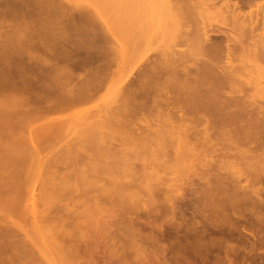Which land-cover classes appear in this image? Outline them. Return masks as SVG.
Returning a JSON list of instances; mask_svg holds the SVG:
<instances>
[{
    "label": "rangeland",
    "instance_id": "obj_1",
    "mask_svg": "<svg viewBox=\"0 0 264 264\" xmlns=\"http://www.w3.org/2000/svg\"><path fill=\"white\" fill-rule=\"evenodd\" d=\"M64 1L66 3L65 8H63L62 10L59 9V11L55 10L56 12L53 11L54 12L52 14L53 22L48 28V34H47L46 39H49L50 43H57V44L58 42L63 43L64 41L63 45H66L65 40H68V42L71 41V43H68V44L71 45V44H74L75 42L76 44L74 45H77V43H79L82 40V38L84 39L86 38L88 42L85 39V42H87L85 46H84V42H82L83 44H80L81 43L80 42L78 45L79 46L82 45L83 47H88V46L90 47L89 44L90 43L93 44V49L95 50V53L97 55H98V52L102 48L103 51L105 50L106 54H104L103 51L102 53L100 51V55L102 54L101 56L107 55L108 54L107 52L110 50L109 53L113 55L111 56L110 59L113 60L115 58V64L112 62L113 71L110 76L111 80L108 83L107 87L103 88L96 95V97H94V99L89 101L88 103H85V104L82 103L79 105L77 104V106L74 105V107L72 106L70 108V106L67 107L65 104L62 105L63 103L60 106H57V105L61 103L60 99H62L63 95H66L67 91L65 92L64 89L65 90L68 89V92L70 91V93L71 91L73 92L76 91L77 88L76 89L74 88V90L72 88H71L72 90H70L69 87L67 88V86L76 87L74 84L75 82H77L75 80L76 75L73 78L74 80L67 79L68 82L64 81L66 84L63 82V79H62L63 77H66V76H63V77H61L62 75L59 76L61 77V79L58 78L59 80H57V82L61 81L60 83H62V84H59L61 85L59 86L60 89L57 87L58 86L57 85L56 88H54V91L52 90V92L47 91L46 89L36 88L34 86L29 87L30 84H29L28 78H31L33 76L30 77L31 75L30 73L29 75L27 74L28 78L24 76V73H23V71H25L24 67L27 66L25 65V63L28 64L29 61H26V60H29L30 58V57H27L28 59H26L25 57L28 54L36 56V57L37 56L41 57L45 55V52L43 50L39 51V49L37 48L36 50H33L28 47L23 48L25 47L23 46L20 48L21 49L20 51H17V53L10 55V56H13L14 59L6 56L9 59L7 60L6 58L7 61H5V59L2 58V56H0V59H2L0 60V264H217V263L218 264H229V263L230 264H264V229H263L264 225H262L264 224V221L262 223L261 222L262 220L261 221L256 220V217L258 215H261L259 214L261 213V210L259 213H258L259 211L258 209H256L257 211L255 210V213H258V215L254 214L253 213L254 210H252L253 211L252 213L256 215V217L253 215L255 218L253 216L252 218L248 216V215H252L250 210L252 207L251 205H254V204L252 202L250 203L247 202L250 199H247V201H245L246 199H244L243 202L240 201V199H236V201H234V199L231 198L232 196L230 195L231 194L230 191L232 192V186H230L231 185L230 183H226L227 182L226 180H225L226 184L223 182V179L225 178L221 179V181L224 184L221 181L220 182L223 185H227V186L228 184H230L229 186L231 188L229 189L231 190H228L229 191L228 192L227 191L228 187L224 186L225 188H227L226 189L227 192H224L223 189L225 188L221 184H220L221 186L219 185V187H223V188L222 189L220 188L221 189L220 192H219V188L217 190V185H218L217 183H220L217 180L219 179L217 178V175L220 172H222L223 174L225 172L227 173L229 170V167H230L229 172L231 173L234 169L235 171L237 169L240 170L239 168H241V166H244V165L245 166L241 169H243V171L245 172L247 168L246 169L244 168L247 166L246 164L243 163V161L241 162L239 160V162L241 163L239 162L236 163L233 161L231 162L232 165L234 164H236L235 166H237L238 164L240 165V167L238 166L236 167L237 168L236 169L234 168L235 166L230 165V161L232 159L234 160L235 157L230 156L228 158L227 154H226L227 157L226 156L224 157V155L220 154L219 152L218 154L222 155L224 158L223 159L222 156L220 155L218 156L215 154H213L215 156L210 155L213 152L207 148L208 151H210V154H209L207 149L204 148V153L206 151L209 157L210 156L212 157V158L210 157L211 160L212 159L214 160V158H216V160L214 161L212 160V163H211V160H208L210 158H207L208 155L203 157V155H206V154H201L203 153L202 151L203 149L202 150L199 149L200 145L198 143H196L195 148H193L194 146L192 147V149H195L196 151L197 150L196 147L198 145L197 147L198 150L196 152H190V150L192 151V149L189 150V147L184 145L185 142L184 143L181 142L184 140H181V138L180 139L177 138V136H180V134H177V123H175V120L177 119V113L174 114L176 115L175 116L176 118H174L173 117L174 115H173L171 119L169 118V115H165L161 117L160 114L158 116L154 114L149 115L150 113H147V112L145 115L138 114L132 117V119L135 120L136 122V127H138L141 124L144 126L145 125L147 126L148 124L145 123V121H148V123L152 125V127H147V129H149L148 131H150L151 129V132L146 131L145 133H148L147 135L143 133L144 135H146L145 138L147 139V140L145 139L146 141L145 140L143 141L145 142L143 143L144 145L141 144L142 142L141 140H140L141 142L138 140L140 139L138 137H142L143 135H140V136L136 135V133H132V131L131 133L135 135L133 138L137 137L138 139L137 138L136 139L138 142H136L135 139L134 141L133 139L130 140L132 141L130 142L128 140L129 137L126 136V138H128L127 142L133 143V144H129L126 142L128 144V145L126 144V146H124L123 144V142L125 143V140H126L123 137H125V134L126 135L129 134V131L128 133H125L123 131L125 134L120 133L122 131L120 132L117 131L118 132L117 133L113 131L112 129H110L109 127L107 128L106 126L104 127L102 126V128L100 126V129L95 126L96 128L94 127L93 132L97 130L96 131L97 133L94 132L93 135L91 134L92 133L91 128L93 126L91 127L89 126L91 124V122L89 121L91 120L93 122H96L97 119H100V117L104 116L102 115L105 112L104 110H107V108L109 107L110 109L114 108L117 104H119L120 99H118V97L120 98L122 87H124L130 80H132V78H134L137 75L136 74V72H138L137 69L141 66L142 63L145 64V62L151 61L152 59L159 57V56L164 57L165 54H166L165 56H167L168 53H170L171 57L177 56V49L180 50V49L186 48V45L184 44H177V39H178L176 38L177 33H180L179 31L181 30V29L177 30L179 29V26H180V23L177 21L178 20L177 17H179L177 16V10H176L178 9L177 7H179L177 6V0H170V1L168 0H152V1L149 0L148 1L147 0L146 4L143 1L142 3H144L145 6L148 5L146 9L147 11L150 10V12L148 11L149 14L147 15V13L145 14L141 13L139 14L138 17H136L137 15L135 16V14L138 13L137 12L138 10L137 11L132 10L133 14L131 13L132 16H130L129 21L127 20L128 24L126 22V19L124 18L121 21L119 20L120 12L116 11L117 7L112 8L110 5H108L109 2H105V0H103L105 4L103 3L102 0H64ZM148 2H151L152 4ZM136 4H137V1L134 0V2L132 3L133 7ZM149 4H151L152 6ZM173 5L174 6L176 5L177 7L175 6L176 8L173 9L174 8ZM136 6L139 7V9H142V7L140 8V6L138 5ZM142 10L144 11V9ZM147 11L145 10V12ZM142 15L144 16L146 15L147 17H142ZM140 16L142 17V19H139ZM221 20H223V17L221 15L213 13V14H209L208 16H206V19L204 22L209 27L213 28V27L218 26L221 23ZM130 21H131V24H130ZM138 21L142 24H140ZM202 22L203 21L200 19V17L197 14L194 16H191V19L188 24L189 31L190 30L192 31L193 29H195L197 25L199 24L201 25ZM144 24L148 29V31L147 29H145L146 33L144 32V30L141 31L143 29L142 26H144ZM139 25H141L142 29L139 27ZM145 26L144 28H146ZM127 27L128 29L129 28L130 29L128 30ZM138 27L141 29V30L140 29L138 30L143 32L144 33L143 35H145V36L142 35L143 38L145 37L147 40L145 39L144 41V39L141 38L143 41L139 39L138 42L141 41V43L137 44L135 42L138 39L137 37L139 36L137 35L138 32L135 33V31H137ZM82 32L85 34L87 33L86 37H85V34H83ZM148 32L150 34H148ZM80 33H82V35H80ZM68 34H70L72 37H68L70 36ZM131 38L133 39L131 40ZM171 41H172V44H171ZM142 42L143 43L146 42V43L142 44ZM94 45L101 47L100 50L98 47H97L98 49L94 48ZM68 47L70 46L68 45ZM61 50L64 52L67 51V50H64V47L61 48ZM24 51L27 54L24 53ZM22 52L24 53L23 58L26 59L24 60L25 62L22 61V57L19 58L20 55H23ZM46 55H49V54H46ZM10 59L13 62V64L11 61H9ZM8 62H10V64L13 65V68L17 66L16 69L15 68L13 69L11 67L13 69L11 70L13 71V73L9 70L12 76L14 74V77L12 76L10 77V73L8 74L9 72L8 69H10L9 66H11ZM15 62L20 63L18 64L19 66ZM248 62H251L249 63L250 65L249 64L246 65L245 67L246 69L244 68L243 71L245 74L246 72L245 70H247L246 76L248 80L250 79L249 83L252 84V81L253 80L256 81V79L258 78L260 79V80L259 79L257 80L258 83L259 81L260 82L262 81V85L260 87H259V84L261 83L259 84L257 82L253 83L255 86L253 84L251 85L248 83L249 84L248 86H250L248 87L249 90L253 89L251 87L255 88L254 91L252 90L254 93L256 89L258 90V88L262 87L261 90L264 89L263 88L264 78H263V75L261 74H259L261 76L258 77L257 76L258 74L256 75V73L260 72L258 67L251 65L252 61H248ZM259 63L264 64V61L262 63V60H261V62ZM20 66H22L23 68L21 69ZM250 66L254 67V70H251L252 73L250 72V69H253V68H250ZM18 68L21 70V72ZM16 70L17 72H19V74L20 73L22 74L19 75L16 72ZM82 71L81 70L78 71L79 73L81 72L80 75L83 73ZM253 71L254 72L256 71V72L254 73ZM83 74L81 76H83ZM10 78L12 80L13 79L15 80L12 81ZM26 78L28 79V82L26 81ZM23 79L25 80L24 81L25 83L29 84V86L27 85H26L27 87L21 86ZM71 80H73L74 82L72 81V83L69 84ZM15 81H18V82L20 81L21 83H17ZM12 82H15V83H12ZM18 84L20 86H18ZM11 85H14V87L16 86L17 87L13 88V86ZM23 85L25 86V84ZM68 92H67V95L69 94ZM58 100L60 101V103H58L59 102ZM9 101L10 102L14 101V105L11 104L13 102L9 104ZM55 103L57 105H55ZM86 115H88V118H86ZM163 117L165 118L162 121L161 119ZM84 118L88 119L89 125L87 122H85L87 120H85ZM81 119H84L85 120L84 123L86 124L83 123L81 124L82 126L79 125L78 123ZM102 119L104 118H101L100 121ZM80 122H83V120H81ZM93 122L92 124L94 125ZM84 125H88L90 127V130L88 126H84ZM83 127L85 128V130ZM63 129H66V130H63ZM88 130L91 132L89 133ZM85 131L86 133H84ZM99 131L101 135H103L102 137H100L101 135L99 136ZM123 134L124 136L122 137V139H124V141L122 142L121 136ZM86 136L87 138L91 136H94V137L89 138L88 140L89 142L84 141L86 142L85 143L86 147L84 144H83L84 147L82 145L78 146L79 143L81 144L84 138L85 140L87 139ZM98 137L101 138V140L105 139L104 141L105 143L100 140L104 144L107 143L108 145V143L111 142V145H112L111 147L112 148L114 147V149L111 150L112 152H110V155H113V151L114 153L119 152L118 156L121 158L120 155L122 153L120 151L117 152L116 150L118 149L116 148H121L120 150L123 152V154L125 153L124 151L127 150L126 153L130 154L129 157H126V158H129L127 161L129 163H127L126 159L124 160L123 158H121L120 162H117L119 161V160H116L117 158H119L117 157V154H115L116 157L114 155L112 156L113 158H111V156L109 157L108 153L110 150L107 149V145L103 146L104 150L108 151V153L106 154V152L101 148V145H104V144L100 142L98 146V144L96 143V142H99L95 140ZM90 139L91 140L94 139L96 142H93ZM90 142L91 144H93L92 145L93 149H91L92 147L90 148L91 146ZM193 142H194V139H193ZM95 143L97 144V148H96ZM80 147L83 148L82 150H85L86 152L82 151ZM185 147H188V148H185ZM99 148L102 149V152H105L104 155L106 154L107 155V156L105 155L106 157L102 153L97 154L99 152ZM108 148H110V144ZM122 148L124 149V151ZM72 149H74L76 153ZM97 149H98V152L96 153ZM78 150L80 151V153ZM236 150L237 148L235 149V151ZM187 151L190 153H188ZM213 151H215L214 148H213ZM183 152H186V153H183ZM187 153H188V156L185 155ZM195 153H196V156L194 157ZM81 155H84V156L82 157ZM93 156L95 157L93 158ZM130 156L131 157L133 156L134 158L130 159ZM181 156L183 157L182 159H181ZM97 157H102V158L99 159ZM104 157L105 158L109 157V158H107L106 160ZM188 157L193 158L194 162H192L193 161L192 159H190L191 160L190 161ZM204 158H206L211 163L210 165L213 166L212 169L210 167L211 171L209 170V167H207L208 166L206 162L207 160ZM108 159L110 161H108ZM112 159L116 161L114 162ZM122 159L126 162L127 166L131 165L134 167L135 165V167L137 168L136 170H134L135 167L133 168L130 166L132 169L130 167L128 168L135 171L137 175L142 173L143 176L146 175L145 177L147 178L146 179L143 177L145 179L144 181L145 183L142 182L143 184L138 185L137 183L135 184L134 182L135 185L133 186H135V188H138V189L133 188L134 193L132 194V196H134L135 194L133 199L131 198L132 196H130L131 193H127L129 192L128 191L129 189L131 192H133L132 191L133 186L131 187L130 185L128 186L127 184L128 181H127L125 182L126 185L123 184L125 186L122 185L123 188L121 187L122 181L124 183L126 179H124L123 177L119 175L122 174L125 170H123V172L122 170H120L122 173L114 170L116 167L115 164L120 165L119 163H122ZM226 159H231V160L226 161ZM92 160H94L95 162ZM129 160L130 161L132 160L133 162L131 161L130 163ZM188 160L190 161L189 163L186 162ZM217 160L221 161L222 163H218L219 161ZM83 161H88V163L86 162L87 165ZM97 161L99 162L102 161L101 164H107L105 163L106 161L108 163L110 162L111 164H113V167L115 166L114 169L113 167L111 169L110 167L111 165L109 166L108 164L111 171L109 168H106L108 166L102 165V167L103 166L105 167L104 169L106 170V173L109 170V174H110V172L114 170L113 173H111L110 175H108L107 173V176H105L106 173L103 172L105 170H103L102 168L103 171L101 172H103V174L105 173L104 177L101 175V173H100V177H97L99 175L96 173L98 171L97 169L101 167L99 166L98 168L95 169V167L98 166ZM204 162L205 164H202ZM90 163L91 164L96 163L97 166L93 165L94 168L92 166L91 169H88V166H90ZM187 163L188 164L192 163V165L190 164L191 166H189ZM122 164L119 166L120 167L119 169H121L122 167H125V163H124V166ZM224 164H225V167L221 168V165L223 166ZM227 164L228 166H226ZM215 165L217 166V168L215 167ZM231 166L233 167V169ZM75 167L76 168L79 167V170L78 168L76 169ZM206 167L208 168L209 173H212L211 175L208 174ZM128 168L127 170L130 171V169ZM225 168L228 170H224ZM47 169H49L50 171ZM92 169H95V170L92 171ZM138 170L140 171V173L136 172ZM216 171L217 172L219 171V173L217 174ZM46 172L48 174L49 172H51V175L49 174L50 177L48 176ZM114 172L115 174L120 173L118 174L120 179L117 178L116 179L117 182L114 181L116 183H113L111 186L114 188L115 185L118 186V183L121 182L120 185L117 187V191L120 190V187H121V189L123 190H120L119 192L124 191V193H127L126 198L122 197L123 195H126V194H124L123 192L121 193L114 192L115 188L113 189L112 187H111L113 189L112 192H114V194H111L113 197L109 196L110 195L109 192L111 189V188L109 189L110 187L109 183H112L113 181H112V177L108 178V176L109 177L113 176ZM214 172L215 174H213ZM73 173L75 176L73 175ZM86 174L88 175V177ZM92 174L95 176H93ZM125 174H128V172ZM68 175H69L68 177L69 179L67 178ZM46 176H48V178H46ZM53 176H55V179ZM126 176L128 177V175ZM72 177L74 178L72 179ZM89 177H91L93 181V182L91 181L92 185L91 183L87 184L88 179H90ZM49 178L50 179L52 178L53 181L55 180L54 181V183H56L55 186L52 185L54 183H52L53 182L52 179L50 180ZM96 178H99V179H96ZM121 178H123V180H121ZM75 179L76 180L78 179L79 182L76 181ZM107 179H110V180H107ZM130 179L131 178L129 177L128 180ZM45 180H47V182L51 181L50 182L51 184L47 183L48 185L50 184L49 185L50 187L46 185ZM66 180L68 181L66 182ZM208 180H210V183H213L214 181L216 183L210 184ZM75 181L77 182V184H75L76 183ZM263 182L264 181L256 182V184L254 183L252 184V185H255L254 187L259 190L256 189L253 194L251 192V196L253 195V197L250 196L249 198H255V197L264 198ZM171 183H176V185L179 184L177 186L181 185L180 187L181 188L183 187L182 190L180 188V191L182 192L181 193L182 196L181 194H179L180 191L177 193V186L175 187L173 186L175 184H171ZM204 183H207V184H204ZM99 184L101 185V187L99 186ZM57 185H58V188H57ZM62 185H64V187ZM103 185L104 187L106 186L108 187L109 189L108 192L105 191V189L103 188ZM78 186L80 187V189L82 188L81 189L82 191L79 189ZM139 186H141L140 190H139ZM214 186L216 187L215 189L213 188ZM128 187L129 189L127 190ZM173 187H174V190L172 189ZM42 188L45 189L46 192ZM102 188L104 189L105 194L106 193L109 194L108 196L107 194L105 195L104 193H102V190H101ZM211 188L213 189L211 190ZM251 188H248L250 190L247 189V191L249 192L252 191L253 187ZM88 189H89V192H88ZM108 189L106 188V190ZM207 189L209 190L207 191ZM135 191L136 192L138 191V192L136 193ZM168 191H169V194H168ZM201 191L203 192V194H201ZM256 191L262 192L261 193L262 195L259 196V194L257 193L258 196H256L257 195ZM48 192L50 194H47ZM164 192H166L167 194H165ZM173 192L174 193L176 192L175 193L176 196L174 197H173L174 195ZM249 192L248 194H250ZM87 193L91 196L90 197L89 195L87 196ZM116 193L120 195V196H117L118 198H115V196L117 195ZM227 193H230L229 196L226 195ZM137 194L138 196H136ZM139 194L141 195V197H139L140 196ZM166 195L167 196L169 195L168 196L169 198L166 197ZM214 195L217 197H214ZM227 196H228L227 200L230 198L229 202L225 200ZM110 197H112L114 200L111 199ZM128 197L130 198V200ZM202 197L205 198V200ZM122 198H124L123 200L125 202L122 200ZM141 198H142V201L140 200ZM172 198L173 199L175 198L174 200L175 202L174 201L172 202L173 200ZM218 198H220L221 200L220 202H218L219 201ZM85 199L86 201H84ZM134 199H136V202H135L136 204L133 203ZM206 199L209 201H207ZM222 199H224L225 201L224 200L222 201ZM138 200L140 201L141 205L139 204ZM177 200H180V201H177ZM83 201L88 202V205L86 203H83ZM91 201H93L92 205L90 204ZM213 201H214V204H213ZM142 202L143 204L144 202H146L149 205L145 203L146 205L145 206L142 204ZM236 202L237 203L239 202L238 205ZM102 203L104 206H102ZM202 203L203 205H206V203L210 205L209 207L208 205L203 206L201 205ZM233 203L234 205H232ZM245 203L247 205H245ZM216 205L218 206V208L216 207ZM89 206H91L92 208L91 207L89 208ZM221 206L223 209L220 208ZM177 207L181 208V210L177 209ZM206 207L208 209H206ZM215 207L217 208L216 209L217 211L215 210ZM227 207L229 208V210H227L228 209ZM182 209L184 210L182 211ZM195 210L197 213L194 212ZM219 210L221 213L219 212ZM186 211H187V214H186ZM218 212L219 214H217ZM207 213H208V216H207ZM262 213L264 212L262 211ZM245 215H247L251 219L249 218V220H247L246 219L247 216ZM190 216L192 219H189ZM210 217L215 219L217 222L221 218L220 221H222V223H225V224L228 221L227 219L234 218V223L238 222L240 224L239 225L240 227L235 224L234 226H237V227H234V226L233 227L236 229V231L234 228L232 229V226L230 224L233 225V222H232L233 220L232 221L230 220V222L232 223H229V224L227 223V224L230 225L229 227L231 229L228 227L227 224L226 225L224 224L225 228L223 227L222 224H219L220 226L222 225V230H220L218 228L219 225L218 227L217 226H214L215 228L213 227L214 221L211 222L212 219ZM239 218L240 220H238ZM252 219L254 221L253 223L251 222ZM202 221H205V222H202ZM257 221L259 223H256ZM177 222H179L180 224H177ZM201 222L204 223L203 226ZM210 222L212 223V225L209 224ZM217 222H215L214 225L218 224ZM182 223H184V225ZM196 224L197 225L200 224V227L197 226ZM249 224L253 225L252 226L253 229H251L252 227ZM256 224L261 225L262 229H261V226H258ZM242 225L244 227H242ZM198 229L200 230V233H201L200 234L198 232L199 235L198 233H196ZM245 229L247 230L249 229L248 230L249 232L246 231ZM258 229L260 230L258 231ZM251 230L253 233L256 234V236L255 234L251 232ZM253 230H256V231H253ZM215 233H217L218 235ZM217 236H220V238ZM230 242L232 244H230ZM234 244L236 245L238 244V245L234 246ZM258 246H262V247L259 248ZM228 248H231V249L228 250ZM245 248L248 250H246ZM228 257L230 258L228 259Z\"/></svg>",
    "mask_w": 264,
    "mask_h": 264
},
{
    "label": "bare ground",
    "instance_id": "obj_2",
    "mask_svg": "<svg viewBox=\"0 0 264 264\" xmlns=\"http://www.w3.org/2000/svg\"><path fill=\"white\" fill-rule=\"evenodd\" d=\"M136 1H137L136 5L140 6V8L142 7V9H144V11L142 9H139V7H137L136 5L133 7L134 4L132 5V3L134 2V0H105V2H109L110 3V4L108 3V5H110L112 8H116V7L118 8V10L116 8V11L120 12L119 20L121 21L124 18V19H126L127 24H128L130 16H132V14H133V11H137L138 10L137 11L138 13L136 12L137 14H135V16L137 15L136 17H138L139 14H141V13L142 14L147 13V15H148L149 12H150V10H148L149 11L148 12L147 9H146V7H148V5L145 6L147 0H140L141 2L139 0H136ZM143 1L145 2V4L142 3ZM168 1H170V0H168ZM103 3H104V1H103ZM148 3H151V2H148ZM65 4L66 3H65L64 0H0V56H2V58L5 59V61H7L10 57L12 59H14L13 56H10V55L17 53V51H20L21 50L20 48L23 47V46H25L23 48L28 47V48L33 49V50H36V48L39 49V51L43 50L45 52V55L41 56L43 58H41L40 56L36 57V56L28 54L27 56L25 55L26 56L25 58L26 59H28L27 57H30V58H29V60H26L25 58H23L24 57V53H26L25 51H24V53L22 52L23 55H20V57L18 56L19 58L22 57V61H24V60L29 61L28 64L25 63V65H27L28 68H27V66L24 67V70H25V71H23L24 76H26L28 78V75L30 73L31 74L30 77L31 76L34 77V78L33 77L28 78L30 86H29V84L24 82L25 81L24 79L22 80V85L21 86H23V87H27V86L32 87V86H34L36 88L46 89L47 91H51L52 92V90L54 91V88H56L57 85H58L57 86L58 88H59V86H61V85H59V84H62V83H60L61 81L57 82V80L61 79V77H63V76L68 77V78H66V77L62 78L63 82H64V81H67V79H73L74 76L76 75L75 76L76 77L75 80L78 82V83L77 82L74 83L76 87L67 86V88L69 87L70 90H72V89L74 90V88L75 89L77 88L76 91H74V92L71 91V93H70V91L68 92V89L67 90L64 89V91L65 92L67 91L69 94L67 95V92H66V95H63L64 98L62 97V99H60L61 103L58 100L59 101L58 103H60V104L57 105L55 103V105H57V106H60L63 103L62 105L65 104L67 107L70 106V108H71L72 106L74 107V105L77 106V104L79 105V104H82V103L83 104L88 103L89 101L93 100L94 97H96V95L103 88L108 86V83L111 80L110 76H111V73L113 71L112 70L113 69V67H112L113 63L115 64V58L112 57L114 59L113 60L110 59L111 56H113L111 53H109L110 50L107 52L108 53L107 55L101 56L102 54L100 55V51L102 53L103 49L101 47H98V46L94 45V48L98 47L99 50L101 48V50L98 52V55H97L95 53V50L93 49V44H91L90 42H89L90 43L89 44L90 47L89 46L88 47H83L82 45L79 46L78 44L80 42H81L80 44H83L82 42H84V46H85V44L88 42L86 38L85 39H86L87 42H85V39L82 38V40L80 42L77 41V42H79V43H77V45H74V44H76L75 42H74V44H71V45L68 44V43H71V41L68 42V40H65L66 41L65 42L66 45H63L64 41H63V43L62 42L61 43L58 42V44H57V43H50V40L46 39L47 34H48V28L51 25V23L53 22L52 21L53 20L52 19V17H53L52 14L54 12H56L57 10L59 11V9L62 10L63 8H65L66 7ZM151 4H149V5H151ZM175 6H174V8L173 7L172 8L175 9L177 6H179V7H177L178 9H176L177 10V16H179V17H177V19H178L177 21L180 23L179 29H177V30L181 29L179 31L180 33H177V37H176V38H178L177 39V44H184V45H186V48L180 49V50L177 49V56H172L171 57L170 53H168L169 56L168 55L165 56L166 55L165 54L164 57L159 56V57H156V58L152 59L151 61L145 62V64L142 63L141 66H140L142 68L139 67L137 69L138 70V72H136L137 75L134 78H132V80H130L124 87H122V92L120 93V98L118 97V99H120L119 100V104H117L114 108H111V109H110L109 106H107L109 108L106 107L107 110H104L105 112L102 114V115H104L106 117H104V116L100 117V119L101 118H104V119H102L100 121V119L96 118L97 119L96 122H93V121L90 120L89 122H91V124L93 122L94 125L93 124L89 125L88 119H86V118H88V115H86V118H84V119L87 120V121H85L84 119H81V120H83V122H80L81 121L80 120L78 124L81 125L85 121V122L88 123V125L90 127L93 126L92 127L93 129L91 128V131H92L91 134L92 135L94 134V132L97 133L96 129H95L96 131L93 132L95 126L98 127L99 129H100V126H101V128H102V126L103 127L106 126L107 128L109 127L110 129H112L115 132L122 131L120 133H124V132L128 133V131H129V134H127V135L124 133L125 137H123L124 134L121 136L122 142L124 141V139H126L125 143L123 142L124 146H126V144L129 143V142H127L128 138H126V136L129 137V139H128L129 141L132 140V139L134 141V139H135V141L138 142L137 139L140 138L138 140L139 141L141 140L142 141V142L140 141L141 144L144 145L143 143H145V142H143V141L146 139L145 136L148 134V133H145V132L149 130V129H147V127H152V125H150L148 123V121H145V123L148 124L147 126L146 125L144 126V125L141 124L138 127H136V122H135V120L132 119V117H134L135 115H138V114L145 115L146 112H147V113H150L149 115L154 114V115L158 116L160 114L161 117L165 116V115H169V118L171 119V117L175 113H177V119H176L177 122L175 120V123H177V134H180V136H177V138H179V139L181 138V140H184V141H181V140L180 141L182 143L185 142L184 145L188 146L189 150L192 149L193 146H194L193 148H195L196 143H198L200 145L199 149H201V150L203 149L202 150L203 153H201V154H206V155H203V157L208 155L206 151L204 153V148H206V149L208 148L210 151L213 152V153L211 152L212 154H210V151H208V149H207V151L209 152L210 155L215 154V155L218 156V155L222 154L225 157L226 154H227L228 158L230 156L235 157V159H234L235 161L233 159L232 160L231 159H226V161L227 160H231L230 161V165H232L231 164L232 161L237 163V162H239V160L241 162L243 161V163L246 164L247 167H245L244 169L247 168V170L245 172L243 171V169H241L245 165L241 166V168H239L240 170H238L236 168L238 166L240 167L239 164L237 166H235L236 164L232 165V166H235L234 168L237 169L236 171L234 169L233 170L234 172L231 170L232 174L229 172L230 167H229V170L226 169L228 167H226L224 169V170H228V172H229V173L225 172L226 174L225 173L223 174L222 172L219 173V171L218 172L216 171L217 174L219 173L218 174L219 176L217 175V178H219V179H217L218 182H220L222 178H225V179H223V182L225 183V180H226L227 181L226 183H230L231 184V185L228 184V186L227 185H223L224 183L221 181L223 184L221 182L217 183L218 184L217 185V190L219 188V192H220V190L225 186V187H228V189L224 187L225 189H223V190H224V192H227L228 190H231L229 188H231L230 186H232V192L230 191L231 194L227 193L226 195L229 196V194H230L232 196V197L231 196L230 197L233 198L234 201H236V199H240V201L243 202L244 199H246L245 201H247V199H250L247 202H249V203L252 202L254 204V205H251L252 207L250 206L251 210L250 209L249 210L251 211V213L253 212L252 210H254L253 213L258 215V213L261 210V213H259V214H261L262 217H263L264 213H262V211L264 212V198H259V197L256 198L255 196H254L255 198H249V197L251 196V192L253 194L255 192V190L257 189V188L254 187L255 185H252V184L253 183L256 184V182L264 181V89L261 90L262 87L258 88V90L256 89L254 93H253V91L255 89L254 87H251V88H253L252 89L253 91L249 90L248 87H250V86H248V85L251 84V83H249L250 79L248 80V78L246 76L247 70H245L246 71L245 74H244L243 70L246 67V65L251 63V62H248V61H252L251 65H254V66L258 67V69L260 71L259 73H256V75L258 74L257 75L258 77L263 75V78H264V64L259 63V62H261V60H262V63L264 61V0H177V6L176 7ZM145 10L147 12H145ZM213 13L221 15L223 17V20H221V23L218 26L211 28L204 21L206 19V16H208L209 14H213ZM196 14L200 17V19L203 22H202L201 25L200 24L197 25L196 28L193 29L192 31L191 30L189 31L188 24H189V21L191 19V16H194ZM140 17H139V19H142V17H147V16L146 15L145 16L142 15V17L141 18ZM136 19H138V18H136ZM130 24H131V21H130ZM140 24H142V23H140ZM145 24H144V26H145ZM123 26H125V25H123ZM130 26H128V27H130ZM144 26H142V28H143L142 29L141 25H139V27L142 30L138 27L137 31H135V33L136 32H138V33L140 32L139 34L137 33V35L139 37L136 36L138 38L137 40L135 38L136 42L134 41L137 44L141 43V41H143L141 38H143V36H145V35H143L144 33L141 32L143 30H144V32L146 31L145 29H147V27L145 26L146 28H144ZM128 27H127V29H128ZM138 29H140L141 31L138 30ZM128 30H126V31H128ZM147 31H148V29H147ZM82 33H80V35H82ZM83 34H85V33H83ZM86 34H85V37H86ZM148 34H150V33L148 32ZM68 35H70V34H68ZM68 37H72V36L70 35ZM80 37H82V36H80ZM132 39L133 38H131V40ZM139 39L141 40L140 42H138ZM143 39L145 41L146 38L144 37ZM144 43H146V42H144ZM144 43L142 42V44H144ZM56 44H57V46H56ZM171 44H172V41H171ZM68 45L70 47H68ZM62 46L64 47V50H67V51H65V52L62 51L61 50V48H63ZM178 46H180V45H178ZM68 48L69 49L71 48V49L69 50ZM62 52H64V53H62ZM103 53L106 54L105 50L103 51ZM46 54H49V55H46ZM109 54H111V55H109ZM6 56H8L9 58H7ZM6 58H7V60H6ZM0 60H2V59H0ZM9 61H11V59ZM16 62H18V61H16ZM8 63L10 64V62H8ZM12 64H13V62H12ZM16 64L18 65L20 63H16ZM11 67L13 68V65L9 66L10 69H8V71L9 70L10 71L13 70L14 68L16 69L17 66L14 67L13 69ZM20 67H21V69L23 68L22 66H20ZM256 67H255V69H256ZM250 68H253V69H250V72H251V70H254V67L250 66ZM82 69H83V71H82ZM17 70H16V72H17ZM80 70L83 73L85 71L84 74L82 73L83 76H81L82 74L80 75L81 72L80 73L78 72ZM10 71L8 72V74L10 73V77H11L12 76L11 72L13 73V71H11V72ZM20 72H21V70H20ZM17 73L19 74V72H17ZM20 74H22V73H20ZM259 74H261V75H259ZM59 76H61V77H59ZM12 77H14V74H13ZM81 77H82V79H81ZM20 78H21V76H20ZM27 78H26V81L28 82ZM77 78L79 79V81H78ZM258 79H256V81L251 79V80H253L252 84L257 82ZM13 80H15V79H13ZM73 80H71V82L69 84H71ZM15 82L21 83L20 81L19 82L15 81ZM15 82H12V83H15ZM17 83H16V85H17ZM259 83H261V84H259ZM259 83L258 84H259V87H260L262 85V81L261 82L259 81ZM23 84H25V86ZM246 85H247V87H246ZM11 86H13V88L17 87V86L14 87V85H11ZM18 86H20V85L18 84ZM263 88H264V86H263ZM119 91H121V90H119ZM258 91H260V92H258ZM257 92H258V94H257ZM11 102H13V103H11ZM11 102L9 101V104L11 103L12 105H14V101H11ZM16 104H18V103H16ZM66 106H64V107H66ZM12 107H14V106H12ZM54 107H56V106H54ZM175 116L176 115H174L173 117L176 118ZM164 118L165 117H163L161 120L163 121ZM90 119H92V118H90ZM93 120H94V118H93ZM167 120H169V119H167ZM97 121H99V122H97ZM84 124H86V123H84ZM88 125H84V126H88ZM97 125H99V126H97ZM90 127H89V130H90ZM63 130H66V129H63ZM84 130H85V128H84ZM91 131H89V133ZM131 131H132V133H136V135H139V136L143 135V136L142 137H138V138L136 137L137 139L133 138L135 135H133L131 133ZM148 132H151V129ZM84 133H86V131ZM143 133L146 134V135H144ZM87 134H88V132H87ZM100 135H101V133L99 131V136ZM128 135H130V136H128ZM102 136L103 135H101L100 137H102ZM84 137H85V135H84ZM92 137H94V136H91L89 138H92ZM122 137L124 139H122ZM83 138H81V139H83ZM86 138H87V136H86ZM89 138H87L86 140L84 138V140L81 142V144L79 143V145L78 144L77 145L78 146L82 145L83 147L85 145V147H86L85 143L89 140ZM97 139H95V140L99 141V142H96L94 139L93 140L90 139V140L93 141V142H96L98 144V146H99V143L101 141H103V142L105 141V139L101 140V138H99V137ZM193 139H194V142H193ZM84 141H86V142H84ZM103 142H101V143H103ZM130 142H132V141H130ZM90 144H91V142H90ZM97 144H96V148H97ZM109 144H110V148H108ZM129 144H133V143H129ZM87 145H89V144H87ZM92 145L93 144H91L90 148L92 147ZM106 145H107V143L104 144V145H101V148L104 150L103 146H106ZM184 145H183V147H184ZM111 146H112L111 142H109L108 145H107V149L110 150L109 153H108L107 150L106 151L104 150L106 152V154L108 153L109 157L111 156V158H113L112 157L113 155L116 157L115 154H117V157H119L118 156L119 155L118 151H120L123 154V152L120 150L121 148H116V149H118V150H116L118 153H116V152L114 153V151H113V155H110V152H112L111 150L114 149V147L112 148ZM188 147H185V148H188ZM197 147H198V145H197ZM197 147H196V149L198 150ZM213 148H214L215 151H213ZM236 148H237V150L235 151ZM82 149L83 148H81V150ZM91 149H93V147ZM102 149L99 148V152H98V149H97L96 153L98 152L97 154L102 153L104 155L105 152H102ZM124 149H125V147H124ZM124 149H123V151H124ZM72 150L74 151V149H72ZM70 151H71V149H70ZM82 151L86 152L85 150H82ZM196 151H195V149H192V151L190 150V152H196ZM216 151H217V153H216ZM124 152L126 153L127 150L124 151ZM190 152H188V153H190ZM219 152H220V154H218ZM79 153H80V151H79ZM125 153L123 155L121 154L120 156L124 160L126 159V162H127L129 158H126V157H129L130 154H127V153L125 154ZM183 153H186V152H183ZM188 153L185 154V155L188 156ZM197 154H199V153H197ZM191 155H193V154H191ZM215 155H213V156H215ZM222 155H220V156H222ZM81 156L83 157L84 155H81ZM186 156H185V158H186ZM195 156H196V153H195L194 157ZM69 157H68V159H69ZM94 157L95 156H93V158ZM109 157H107V158H109ZM210 157L208 155L207 158H210ZM97 158L100 159L102 157H97ZM107 158H105V159L107 160ZM119 158H117V159L115 158L116 160H119L117 162H120L121 158L120 159ZM131 158H134V157L130 156V159ZM182 158L183 157L181 156V159ZM211 158L208 159V160H211ZM222 158H223V156H222ZM123 159H122V163L124 161ZM188 159L189 160L190 159L193 160V158H189V157H188ZM201 159H202V157H201ZM204 159H206V158H204ZM116 160H113V161L115 162ZM189 160L186 161V162L189 163L191 161V160L190 161ZM208 160L206 161L207 164H208L207 167H209V170L211 171L213 166L210 165V164L212 163L213 159L211 160V163ZM214 160H216V158H214ZM220 160H221V158H220ZM79 161H77V162H79ZM88 161H89V159H88ZM88 161H83V162L87 165ZM92 161H94V160H92ZM108 161H110V160L108 159ZM131 161H130V163H131ZM217 161H219V160H217ZM97 162L96 163H97L98 166L96 165V163L95 164H91L92 162L90 163V166H88V169H91V167L93 165L97 166V167H95V169L98 168L99 166H101V167H99L97 169L98 171L101 169L99 171V173H98V171L96 172L97 174H99L98 176L96 175L97 177H100V173L104 177V174L106 173V170L104 169L105 167L104 166L102 167V165L108 166V164H109V166L111 165L110 166L111 169L113 167V164H111L110 162L108 163L107 161L105 162L107 164H101L102 161H100V162L97 161ZM126 162L124 161L126 168L121 166L122 168L119 169L120 168L119 166L122 163H119L120 165L115 164V166H116V167L114 166L115 169L113 167V169L116 170L117 172L119 171L120 173H122L123 170H125V171L122 174L116 173L117 176H116V174L114 172V174H113V176L115 175L114 178H113V176H110V177L108 176V178L112 177V181H113V182L111 181L112 183H109V186H110L109 189L112 187L111 185L113 183L117 182V180H116L117 178L120 179L119 176H121L124 179H126L124 181V183H123V181H122V183L120 182L121 180H123V178H121V180L119 181L121 183V187H122L123 184L126 185L125 182H127V181H128L127 184H128V186L130 185V187L135 185L136 183L138 185L139 184H143L142 182L145 181L144 178H146L145 177L146 175L143 176L142 173L137 175V173H135V171L131 170L132 169L131 167H133V166H131L130 164H128V165H130L131 167L127 166ZM192 162H194V160ZM241 162H239V163H241ZM99 163H100V165H99ZM124 163L122 164L123 166H124ZM127 163H129V162H127ZM214 163H216V162H214ZM218 163H222V162L219 161ZM190 164L192 165V163H190ZM190 164H188V165L191 166ZM202 164H205V162L202 163ZM216 165H218V164H216ZM216 165H215V167L217 168ZM109 166L106 167V168L110 169ZM226 166H228V164ZM128 167H130L131 169L128 168ZM134 167H135V165H134ZM210 167H211V169H210ZM224 167H225V164L223 166L221 165V168H224ZM77 168L79 170V167H77ZM93 168H94V166H93ZM102 168L105 171H103ZM123 168H125V169H123ZM127 168L130 169V171L127 170ZM68 169H69V167H68ZM76 169H74V170H76ZM95 169H92V171L95 170ZM111 169H110V171H111ZM136 169L137 168L135 167L134 170H136ZM232 169H233V167H232ZM47 170H49V169H47ZM120 170H122V172ZM206 170L208 171V168ZM101 171H103L105 173L103 174V172H101ZM113 171L110 172V174L113 173ZM127 172H128V174H125ZM131 172H132L133 175L131 174ZM136 172L140 173L139 170L136 171ZM84 173H86V172H84ZM107 173H108V175H110L109 174V170H108ZM107 173H106L105 176H107ZM49 174L51 175V172H49ZM49 174H48V176H49ZM118 174H120V175L118 176ZM208 174L211 175L212 173H209V171H208ZM213 174H215V172ZM73 175H74V173H73ZM126 175H128V177ZM48 176H46V178H48ZM93 176H95V175H93ZM93 176H92V178H93ZM53 177L55 179V176H53ZM68 177H69V175L67 176V178ZM87 177H88V175H87ZM129 177L131 178L130 180H128ZM73 178L74 177H72V179ZM89 178L91 179V177H89ZM81 179H82V177H81ZM81 179H80V181H81ZM90 179H88V182L89 181L90 182L89 183L87 182V184L91 183L92 179L91 180ZM96 179H99V178H96ZM208 179H210V178H208ZM85 180H87V179H85ZM107 180H110V179H107ZM45 181H46L45 182L46 185H48L47 183L51 182V181L47 182V180H45ZM52 181H53V179H52ZM54 181L52 183H54ZM67 181L68 180H66V182ZM76 181L79 182L78 179ZM98 181H100V180H98ZM114 181H116V182H114ZM208 181L210 183V180H208ZM215 181L213 182L214 184L216 183ZM134 182H135V184H134ZM120 183H118V186L120 185ZM213 183H210V184H213ZM55 184L56 183H54L52 185L55 186ZM75 184H77V182ZM107 184H108V182H107ZM171 184H175V185H173L175 187L177 185H179V184L176 185V183H171ZM204 184H207V183H204ZM220 184L223 187H219ZM263 184H264V182H263ZM46 185H44V186H46ZM91 185H92V183H91ZM95 185H96V183H95ZM125 185H123V186H125ZM138 185H136V186H138ZM62 186L64 187V185H62ZM99 186L101 187L100 184H99ZM107 186L104 187V185H103V188L105 189L106 192L109 191ZM115 186H114V188H115L116 191L114 190V192H118V193L123 192L124 193V191L119 192L120 190H123V189H121V187H120V190L117 191V187L118 186L117 185H115ZM180 186H177V193L180 191V188H181ZM81 187H83V186H81ZM140 187L141 186H139V190H140ZM210 187H212V186H210ZM251 187H253V190L250 191V192L247 191V189L251 188ZM57 188H58V185H57ZM99 188H98V190H99ZM103 188L101 190H102V193L105 194ZM106 188L108 190H106ZM112 188L110 189V192L113 191L114 188L113 189ZM133 188L134 189H138V188H135V186H133L132 187V191L134 190ZM213 188L215 189L216 187L214 186ZM213 188H211V190ZM51 189H53V188H51ZM79 189H80V187H79ZM128 189H129V187L127 188V190ZM149 189H148V191H149ZM172 189L174 190V187ZM182 189H183V187L181 188V190ZM226 189H227V191H226ZM43 190H45V189H43ZM208 190L209 189H207V191ZM248 190H250V189H248ZM257 190H259V189H257ZM262 190H263V188H262ZM128 191L129 192H127V193H131V195L130 194H128V195L132 196L134 191L131 192L130 189ZM169 191H168V194H169ZM202 191H201V194H203ZM45 192H46V190H45ZM54 192H55V190H54ZM88 192H89V189H88ZM110 192H109L110 195L108 193H106L107 196L108 195L112 196L111 194H114V192H112V193H110ZM248 192L250 194H248ZM123 193H122V195H123ZM127 193H124L126 195H123L122 197L126 198ZM164 193L167 194L166 192H164ZM175 193H174L173 197L176 196ZM181 193L182 192L180 191L179 194H181ZM204 193H206V192H204ZM257 193L259 194V196L262 195L261 194L262 192H257L256 191V194ZM47 194H50V193L48 192ZM207 194H208V192H207ZM258 194L256 196H258ZM88 195L89 194L87 193V196ZM95 195H93V196H95ZM215 195H214V197H217ZM90 196L91 195H89V197ZM99 196H97V197H99ZM117 196H120V195L117 194L115 196V198H118ZM134 196H135V194H134ZM134 196H132L131 198L133 199ZM136 196H138V194ZM168 196L166 195V197H168ZM181 196H182V194H181ZM228 196L225 199L227 202H229V199H230L229 198L227 200ZM112 197H110V198L113 199ZM139 197H141V195ZM200 197H201V195H200ZM251 197H253V195ZM82 198H84V197H82ZM124 198H122V200ZM177 198H179V197H177ZM203 199L205 200V198H203ZM218 199H219L218 202H220L221 201L220 198H218ZM129 200H130V198H129ZM140 200L142 201V198ZM174 200H175V198L172 200V202ZM223 200L224 199H222V201ZM84 201H86V199ZM84 201H83V203H86L88 205V202H84ZM169 201H170V199H169ZM177 201H180V200H177ZM207 201H209V200H207ZM92 202L93 201H91V203L90 202L89 203L92 205ZM132 202H133V200H132ZM135 202H136V199H134L133 203L136 204ZM145 203L146 202H144V204H143V202H142L143 205H145ZM215 203H217V202H215ZM238 203H237V205H238ZM127 204H129V203H127ZM139 204H140V201H139ZM146 204H148V203H146ZM171 204H173V203H171ZM198 204H200V203H198ZM213 204H214V201H213ZM93 205H95V204H93ZM140 205H138V206H140ZM177 205H179V204H177ZM181 205H182V203H181ZM201 205H203V203ZM207 205L209 207L210 204L206 203V205H203V206H207ZM232 205H234V203ZM245 205H247V204L245 203ZM102 206H104L103 203H102ZM90 207L91 206H89V208ZM216 207L218 208L217 205H216ZM216 207H215V210L217 209ZM228 207H229V205H228ZM134 208H135V206H134ZM194 208H196V207H194ZM220 208H222V206ZM253 208H255V209H253ZM133 209H131V210H133ZM177 209L181 210V208H179V207H177ZM184 209H182V211ZM206 209H208V208L206 207ZM222 209H220V210H222ZM256 209L259 210L258 213H255ZM200 210H202V209H200ZM220 210H219V212H220ZM227 210H229V208ZM194 212H196V210ZM205 212H207V211H205ZM219 212L217 214H219ZM201 213H200V215H201ZM208 213H207V216H208ZM251 213H249V214H251ZM253 213H252V215H248V214L247 215L252 218V216L254 215ZM186 214H187V211H186ZM235 214H236V212H235ZM202 215H204V214H202ZM220 215H222V214H220ZM247 215H245V216H247ZM261 215H258L257 217H256V215H254V216L256 217V220H258V221L262 220L261 222L263 223V221H264L263 218L264 217L262 218ZM243 216H244V214H243ZM248 216H247V218L245 217L247 220H249V218H250ZM184 218H186V217H184ZM226 218H228V217H226ZM237 218H238V216H237ZM241 218H242V216H241ZM189 219H192L191 216L189 217ZM211 219H210L211 222L214 221L213 222L214 224H215V222H217L215 219H213V218H211ZM253 219L251 221L252 223L254 222ZM220 220H221V218H220ZM227 220H228L227 221L228 224L233 222V225L230 224L232 226V229L234 227H237V226H234L235 224L238 225V226L240 225L238 222L234 223V218L233 219H227ZM230 220L231 221L233 220V221L230 222ZM238 220H240V218ZM219 221L217 222L218 224H216V225L213 224V227L214 226L218 227L219 224H222L223 227L225 228V225L227 223L226 224L222 223V221H220V223H219ZM258 221L256 223H259ZM188 222H187V224H188ZM202 222H205V221H202ZM211 222L209 224L212 225ZM184 223H182V224L184 225ZM248 223H250V222H248ZM177 224H180V223L177 222ZM203 224L204 223H202V226H203ZM222 225L221 226L219 225V227H218L220 230H222ZM230 225H228V227ZM244 225H245V223H244ZM246 225H248V224H246ZM256 225H258V224H256ZM262 225H264V224H262ZM197 226L200 227V224H198ZM202 226H201V228H202ZM250 226L252 227L253 225H250ZM258 226H261V225H258ZM181 227H182V225H181ZM193 227H194V225H193ZM242 227H244V226L242 225ZM183 228H185V227H183ZM245 228H247V227H245ZM251 229H253V227ZM261 229H262V226H261ZM263 229H264V227H263ZM245 230L248 231L247 229H245ZM259 230L260 229H258V231ZM235 231H236V229H235ZM253 231H256V230H253ZM198 232L200 233L199 229H198V231L196 233H198ZM219 232H221V231H219ZM251 232H252V230H251ZM199 233H198V235H199ZM215 234H217V233H215ZM253 234H255V233H253ZM255 236H256V234H255ZM217 237L220 238V236H217ZM254 238H256V237H254ZM259 239H261V238H259ZM217 241H218V239H217ZM228 241H230V240H228ZM230 244H232V243L230 242ZM235 245L236 244H234V246ZM240 247H242V246H240ZM258 247L260 248L262 246H258ZM222 248H223V246H222ZM230 249L231 248H228V250H230ZM239 249H241V248H239ZM254 249H255V247H254ZM223 250H225V249H223ZM246 250H248V249H246ZM228 253H229V251H228ZM229 258L230 257H228V259ZM247 258H248V256H247ZM249 260H250V258H249Z\"/></svg>",
    "mask_w": 264,
    "mask_h": 264
}]
</instances>
